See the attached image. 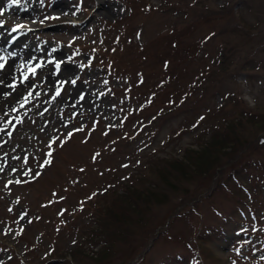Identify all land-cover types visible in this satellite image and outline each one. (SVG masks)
<instances>
[{"label":"rangeland","instance_id":"obj_1","mask_svg":"<svg viewBox=\"0 0 264 264\" xmlns=\"http://www.w3.org/2000/svg\"><path fill=\"white\" fill-rule=\"evenodd\" d=\"M190 1L185 0L179 8L187 10ZM202 1L196 6L199 12L217 11L223 4L232 8L239 0ZM247 1L264 12V0ZM81 2L36 0L43 14L18 21L11 10L0 8V30L8 34L22 24L24 29L19 32L24 43H31L37 52L20 75L16 97L0 95V264H23L20 258L25 264H129L137 253L144 258L139 264H264V146L256 147L264 134V122H258L264 118V33L254 34L247 41L250 44H244L256 48L250 57L255 68L239 72L231 66L227 73H220L216 59L225 49L228 35L219 34L222 21L203 22L192 41L210 33L216 36L206 42L204 53L197 55L192 65H180L188 75L177 80L175 94L194 81L189 75L192 71L211 70L204 76L208 77L206 85L201 79L204 86L195 96L179 94L175 101L182 107H171L169 97L163 94L157 101H167L168 109L162 111L159 106L163 105H158L147 110L154 83L165 78L164 58L141 63L140 53L132 51L134 47L117 45L115 38L125 26L130 31L121 43L132 39V46L140 45L134 35L138 29L148 46L159 34L183 26L189 12L176 8L185 15L173 11L166 16L157 11L161 0H85L84 6ZM59 3L67 11L62 18L52 13ZM131 6L136 14L129 18ZM235 12L237 21L243 17L253 24L255 11L251 14L235 7ZM111 25L119 28L110 29ZM233 39L238 41V37ZM162 47L165 43L153 51ZM37 65L41 69L32 72ZM54 65L62 66L58 80ZM139 71L146 72L143 88L138 85ZM192 87L190 84L188 89ZM77 88L92 95L90 103L77 98ZM245 92L256 97L254 108L244 100ZM232 98L239 110L232 105L225 108L226 103L232 104ZM249 111L262 115L255 117L257 123L242 120L244 128L238 129L234 141L222 142L226 146L210 156H187L188 150L198 153L209 147L213 139L210 133L225 134L226 120L232 126L239 113ZM128 112L140 114L129 118ZM204 116L206 119L199 122ZM107 132L111 133L105 135ZM236 147L239 149L234 153ZM238 156L240 160L233 164ZM159 158L179 159L188 172L174 192L165 195L166 185L159 186L165 190L159 194V204H147L148 189L156 190L152 179L143 178L139 184L143 188L122 181L137 176L143 164ZM208 158L219 160L208 164ZM234 172L253 194L252 204L237 187L232 192ZM217 180L219 184L225 181L228 189H212ZM112 187L113 196L99 204V191ZM74 190L78 194L71 192ZM93 192L99 193L94 197ZM129 192L136 196L134 202L128 198ZM201 192L205 198L194 202ZM187 194L195 196L194 207L181 205ZM79 198L88 200H83L84 210ZM135 201L141 207L137 214ZM115 203L126 214L128 234H118L113 244L110 237H86L88 227L99 236L110 232L94 214L96 209L106 211ZM245 204L249 207L243 208ZM177 206L182 211L180 218ZM167 223H172L170 232L159 235L145 252L143 246L151 232L155 235L158 229H167ZM120 225L123 229L124 224Z\"/></svg>","mask_w":264,"mask_h":264},{"label":"trees","instance_id":"obj_2","mask_svg":"<svg viewBox=\"0 0 264 264\" xmlns=\"http://www.w3.org/2000/svg\"><path fill=\"white\" fill-rule=\"evenodd\" d=\"M250 9L254 12L253 7H250ZM190 10H191L190 11L191 16L187 17L188 19H184L183 26H181L180 28L178 27L175 29L174 28L171 29V35L163 36V38H157L152 42L158 45L165 43V47H162L164 49L158 50L155 53L154 52L149 53L148 51L142 52L141 54L142 57H140L139 59V62L146 63L147 61H150V60L156 62L158 58L159 59L164 58L162 60V63L168 64L171 66L172 72H170V74L165 73L164 74L165 78L158 80L162 85L158 84L157 89H159L160 87V89H162V92L166 96H169L172 94V93H169L168 90L171 91V89H173V87L177 85V80L179 78L184 77L185 75L186 76L188 75L185 72L184 67L180 65L188 64V62L190 63V65H192L191 62L193 60L195 61L196 57L198 58L197 51L200 49L201 44L205 42L204 39L202 38L187 42L188 40L192 38L194 31L198 28V26L195 25L196 23H199L202 21L210 22L213 18L216 20H222V24H221L222 31L220 32V34H223L224 36L228 35V38H226L227 44H225V49H223V53H221L222 56H220L217 62L218 67H219L218 72L220 73H222L223 70H226L225 73H227L229 71L228 68L234 64L232 63V57L233 58H236V57L234 56L235 50L232 47L233 38L241 36L244 38L243 43L246 42L249 39V36L251 35L249 34V31L251 30V26L253 25H254L253 28H257L258 31L264 33V18H260V19L257 18L258 20L256 21V23H253L250 26L249 22L245 20L243 17L239 19L238 21H237V18L235 19L234 17L235 13L233 12V8L232 9L220 8L217 11H213V12L212 11L198 12L197 10H193L192 8H190ZM175 12L177 13V11ZM178 32H181V34H177ZM166 39L168 40L167 44H166ZM169 47H171L172 49L170 50ZM249 60L250 58L248 56H243L242 61L236 63L238 67L237 69H239L240 71L246 68H252L253 66H249L250 65ZM240 63H244V64H240ZM206 73L208 72L200 69V70H197V72L192 71V73H189V75L190 76L195 75L199 78V80H201L204 76L203 74H206ZM154 87H157L156 83L154 84ZM235 104H238V103H235ZM261 115L262 114L254 115V113L250 111L239 113V116L236 119L237 121L235 120L236 122H234L233 120L232 126L227 127V132L223 136L219 135V133L214 134L209 147L206 146L203 149L202 147L204 146H201L202 149L200 151L202 152H198V153L192 152L194 150H188L187 156L192 157V158H194V154H197L200 157L210 156L211 154L210 152H217L219 151V148L221 146H226L225 143L221 145L222 142H225L231 139L232 141H234L235 134H237L238 129L244 128V123L242 122V120L255 123L256 122L255 117L259 119ZM260 121L264 122V118H262L258 122ZM230 134L232 135V138ZM238 149L239 147H236L234 153H236ZM239 158H240L239 156L238 158H235L233 160V164L237 163L240 160ZM218 160H219L218 158L214 161H211L209 159L208 164H212L213 162L218 161ZM207 168L211 169L210 166ZM186 172H188V167L186 166V164H183L182 161H180L179 159H172V160L157 159L155 162L153 161L147 165H144L143 171L141 172V174L139 176H133L131 181L134 183L133 187H135L137 184L140 187L139 184L140 182H142L143 178L152 179L154 182L153 186L156 187V190L148 189L149 191H147L146 195L149 197V199H146V202L147 204H150V203L159 204L160 203L159 198L161 197L159 194L162 193L161 190L165 192V190L161 189L162 187L159 188V186L166 185L167 193L165 195H167L169 192H174L173 190L177 189L178 183H181V181L185 179ZM140 188H143V186ZM131 193L130 192L128 193L129 194L128 198L134 202V200L132 199H134L136 196L133 197V194L130 195ZM136 193L139 194L137 190H136ZM187 195L188 197L185 196V198L181 200L182 202H184L183 203L184 205H189L193 202L192 196H190L189 194ZM135 202H136L135 203L136 207L134 209H135V213L137 214L141 212L139 210L141 209V207H139V204L137 201ZM115 206H116V203L114 204L113 207L107 208L106 211H103L100 208L96 210L97 216L102 221V226L107 231H110V232H105L104 234L100 233V236H99L98 232H96L95 230H91L88 233H86V235L91 236L92 238H96V239H100V237H110L111 244H113V242L117 240V237L119 236L118 234H122V233L128 234L129 231L125 232L127 230L126 226L127 224H129L128 222H125L126 214L125 213L122 214L119 208ZM129 206L132 208L131 204H129ZM139 220L141 222L144 221L141 219ZM120 224H124L123 229ZM110 228H112V230H110ZM113 237L114 239L112 240ZM103 254L106 257L108 253L104 252Z\"/></svg>","mask_w":264,"mask_h":264},{"label":"bare ground","instance_id":"obj_3","mask_svg":"<svg viewBox=\"0 0 264 264\" xmlns=\"http://www.w3.org/2000/svg\"><path fill=\"white\" fill-rule=\"evenodd\" d=\"M5 0H0V7L4 5ZM32 4L36 2V0H28ZM23 4L20 5V8H11L12 14L15 12V16L19 17V15L22 12H25L27 16L30 18L34 17L36 15V8L33 6L31 7L27 2H24L22 0ZM101 7H105L103 3L100 4ZM28 8V10L23 9ZM63 6H55L53 8V11L58 13H63L64 11ZM105 11L110 12L108 9ZM37 56V52L35 50H32L31 47L26 48L18 45L10 46L8 43L5 34L3 32H0V57H3L2 60H0V64H3L4 67L0 69V95L2 93L5 94V97H16L17 87L20 86V75L23 73L26 69L29 68V61L32 60ZM26 63V64H25ZM55 67V79H60L61 76V68L62 66L54 65ZM4 73V74H3ZM70 76V74L68 75ZM26 75L22 77L24 79ZM15 84V85H12ZM78 97L86 100L87 102H91V100L88 97H92L86 90L77 88ZM8 98V99H9ZM10 102V101H8Z\"/></svg>","mask_w":264,"mask_h":264},{"label":"clouds","instance_id":"obj_4","mask_svg":"<svg viewBox=\"0 0 264 264\" xmlns=\"http://www.w3.org/2000/svg\"><path fill=\"white\" fill-rule=\"evenodd\" d=\"M243 98L247 102L249 107L254 108L256 106L257 99L254 95H250L249 92H245Z\"/></svg>","mask_w":264,"mask_h":264},{"label":"snow or ice","instance_id":"obj_5","mask_svg":"<svg viewBox=\"0 0 264 264\" xmlns=\"http://www.w3.org/2000/svg\"><path fill=\"white\" fill-rule=\"evenodd\" d=\"M13 2H16V0H13ZM20 27H22V25ZM2 59H3V57H0V60H2ZM3 67H4V65L3 64H0V69H2ZM57 94H59V93H57Z\"/></svg>","mask_w":264,"mask_h":264}]
</instances>
